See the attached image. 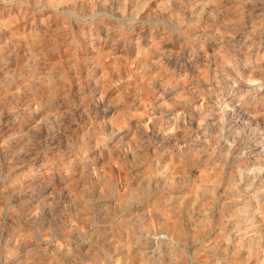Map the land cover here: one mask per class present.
I'll return each mask as SVG.
<instances>
[{
	"label": "rangeland",
	"instance_id": "obj_1",
	"mask_svg": "<svg viewBox=\"0 0 264 264\" xmlns=\"http://www.w3.org/2000/svg\"><path fill=\"white\" fill-rule=\"evenodd\" d=\"M0 264H264V0H0Z\"/></svg>",
	"mask_w": 264,
	"mask_h": 264
}]
</instances>
